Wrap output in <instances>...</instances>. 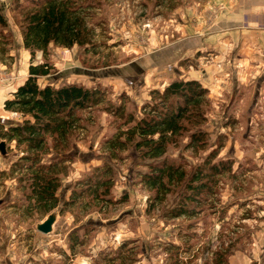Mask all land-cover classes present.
<instances>
[{"label":"rangeland","instance_id":"374dc122","mask_svg":"<svg viewBox=\"0 0 264 264\" xmlns=\"http://www.w3.org/2000/svg\"><path fill=\"white\" fill-rule=\"evenodd\" d=\"M15 0H0L12 34L13 61L0 62V127L23 121L7 112L10 99L29 76L31 65L48 64L41 87L101 86L137 119L152 92L172 82L195 80L209 91L204 130L208 147L194 152L189 135L170 147L167 158L187 171L202 166L218 150L213 164L228 162L213 194L205 193L204 211L171 219L165 212L177 195L150 211L152 194L140 184L134 158L113 161L103 148L118 132L115 118L102 111L81 112L86 130L66 156L67 176L58 192L60 205L44 215L29 205V190L12 166L23 156L15 142L0 151V264H260L264 261V63L236 48L238 28L228 15L243 0H100L108 40L96 54L50 46L47 55L24 49ZM26 1V0H25ZM18 18V17H17ZM101 40V32L97 31ZM233 40V41H229ZM106 63L107 66L103 65ZM263 64V65H262ZM259 66V67H258ZM197 81V80H195ZM50 164L60 156L48 139ZM109 165L113 168L112 203L97 204L78 183ZM4 173L5 175H2ZM95 173V174H94ZM84 194L75 206L73 193ZM211 196V197H209ZM209 198V199H206ZM56 215L52 233L37 230ZM75 234V237H72ZM83 242L82 245H80ZM263 264V263H262Z\"/></svg>","mask_w":264,"mask_h":264},{"label":"trees","instance_id":"16d2710c","mask_svg":"<svg viewBox=\"0 0 264 264\" xmlns=\"http://www.w3.org/2000/svg\"><path fill=\"white\" fill-rule=\"evenodd\" d=\"M14 5L12 10L21 30L23 47L33 57L36 52L47 55L51 45L69 50L78 47L86 54H96L102 46H107L108 40L103 35L108 33V24L102 17L100 0H15ZM4 10L5 7L0 6V62L8 64L14 59L11 56L13 38ZM103 65L107 66L106 63ZM50 72L48 64L30 66L25 83L4 105L7 112L21 115L23 121L9 124L6 131L5 126L0 127V139L15 142L23 153L11 172L21 174L19 181L26 183L23 190L30 191L28 202L31 207L44 215L59 207L61 178L67 176L70 161L66 153L72 149L76 136L86 130L80 113L102 109L118 124V132L105 142L103 149L113 161L125 158L124 154L129 153L128 158H134L135 167L142 166L147 170L136 175L140 184L152 194L150 211L176 195L177 204L165 212V217H192L204 211V194H213L216 177L231 169V164H213L218 150L191 172L183 163L167 158L170 147L177 146L185 135H189L190 140L187 147L194 152L208 147L204 126L209 91L200 82L179 80L169 84L163 92L153 91L152 101L143 106L142 117L137 119L135 113L127 110L125 94L120 96L118 104L101 86L41 87L38 79L49 76ZM48 139L52 140L53 150L60 157L44 164L43 158L49 154ZM96 171H99L97 177L89 176L78 183V187L85 194H92L95 203L110 204L112 200L106 199L111 196L114 186L113 168L106 165ZM84 197V194L74 192L71 205L76 206Z\"/></svg>","mask_w":264,"mask_h":264},{"label":"crops","instance_id":"0c3cea01","mask_svg":"<svg viewBox=\"0 0 264 264\" xmlns=\"http://www.w3.org/2000/svg\"><path fill=\"white\" fill-rule=\"evenodd\" d=\"M240 6L228 15V20L239 31L234 36L236 48L241 47L240 53H246L249 59L262 60L264 63V0H243ZM195 80L200 81L198 78ZM258 263L264 264V261Z\"/></svg>","mask_w":264,"mask_h":264},{"label":"water","instance_id":"95a60500","mask_svg":"<svg viewBox=\"0 0 264 264\" xmlns=\"http://www.w3.org/2000/svg\"><path fill=\"white\" fill-rule=\"evenodd\" d=\"M0 151L2 153L6 152V142L3 141L0 143ZM55 222H56V215L52 214L48 216V218L44 222L38 224L37 230L42 234L48 235L52 233Z\"/></svg>","mask_w":264,"mask_h":264}]
</instances>
